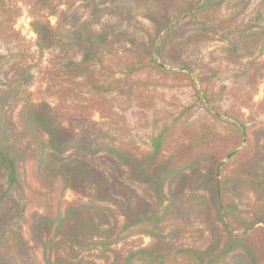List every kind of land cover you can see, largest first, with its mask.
<instances>
[{
	"label": "trees",
	"instance_id": "1",
	"mask_svg": "<svg viewBox=\"0 0 264 264\" xmlns=\"http://www.w3.org/2000/svg\"><path fill=\"white\" fill-rule=\"evenodd\" d=\"M9 6L0 0V24L18 17ZM34 7L39 51L79 52L81 59L68 57L61 72L102 94L93 106H77L82 113L112 120L103 94H130L129 78L150 70L207 95L217 73L192 56L216 44L239 66L241 107L264 116V98L254 100L264 76V0H36ZM129 21L140 22L124 47L133 60L123 78L103 81L100 67ZM31 67L16 61L0 80V264H264V201L249 220L238 206L245 192L264 200V120L231 124L224 133L191 130L174 148L167 127L143 151L104 128L80 127L64 101L35 99ZM94 158L121 164L156 202L121 178L105 177ZM68 190L79 199L68 201ZM136 236L153 243L118 249Z\"/></svg>",
	"mask_w": 264,
	"mask_h": 264
},
{
	"label": "rangeland",
	"instance_id": "2",
	"mask_svg": "<svg viewBox=\"0 0 264 264\" xmlns=\"http://www.w3.org/2000/svg\"><path fill=\"white\" fill-rule=\"evenodd\" d=\"M7 1L13 18L17 12L19 15L11 25L0 24V80H5V74L10 69V65L16 61L32 66L33 80L30 90L36 93L35 99H48L53 104L60 101L66 102L80 127L94 130L104 128L112 136L130 141L143 151H150L153 139L167 127H172L174 131L170 147L174 148L177 142L191 130L198 132L204 127H209L224 133L231 130V124L243 123L250 126L252 123L264 120L263 115L252 113L246 107H241V99L238 101V98L242 96L234 89L239 66L228 62L223 54L218 53L216 44L192 56L196 64L201 62L209 64V67L217 73V77L207 90V95L202 92L198 93L201 90L199 85L197 88L194 85L173 86L172 81L166 80L165 83L161 75L150 70L129 78L127 84L130 87V94L119 91L103 94L107 100V103H104L105 108H109L116 114L112 120H101V116L97 113H82L78 111L77 106L85 102L93 106L95 105L94 98L99 99L102 94H94L82 78H69L61 72V67L68 57H73L78 61L81 59V54L73 51L61 52L59 49L40 52L36 45V35L31 28L30 11L31 8L37 10L34 7L36 0ZM79 4L80 2H77L76 6ZM65 7L62 5L61 8L65 9ZM133 11L139 12L135 7ZM4 20L5 16L0 12V23ZM50 21L56 24L57 18L50 17ZM139 28L140 22L137 21H129L118 27V31L125 35V39L122 38L115 44L114 54L105 56L106 68L100 67L103 70V81H111V74H115V78L124 77L125 68L133 60L129 58L128 53L124 52V47L129 46L126 40L132 38ZM212 52L213 55H210ZM263 98L264 76L259 80L254 100L259 102ZM242 106H244L243 103ZM79 114H81L80 117ZM86 118L104 124L91 127L83 122ZM92 163L105 177L121 178L131 185L139 196L150 202H156L153 191L132 181L128 171L121 164L103 158H94ZM79 197L71 190L66 192V199L70 202L77 201ZM30 199L31 197L28 201ZM263 201L254 194L245 192L238 200L241 217L245 220L256 218ZM152 243L153 239L149 236H136L122 243L118 249L124 252L135 251L148 247Z\"/></svg>",
	"mask_w": 264,
	"mask_h": 264
},
{
	"label": "water",
	"instance_id": "3",
	"mask_svg": "<svg viewBox=\"0 0 264 264\" xmlns=\"http://www.w3.org/2000/svg\"><path fill=\"white\" fill-rule=\"evenodd\" d=\"M52 20H54V19H52Z\"/></svg>",
	"mask_w": 264,
	"mask_h": 264
}]
</instances>
